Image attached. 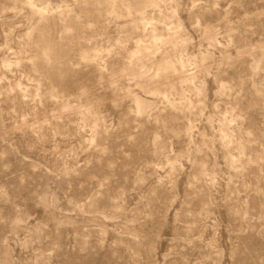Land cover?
Returning <instances> with one entry per match:
<instances>
[{"label":"clouds","instance_id":"clouds-1","mask_svg":"<svg viewBox=\"0 0 264 264\" xmlns=\"http://www.w3.org/2000/svg\"><path fill=\"white\" fill-rule=\"evenodd\" d=\"M8 3L0 264H264V0Z\"/></svg>","mask_w":264,"mask_h":264},{"label":"rangeland","instance_id":"rangeland-1","mask_svg":"<svg viewBox=\"0 0 264 264\" xmlns=\"http://www.w3.org/2000/svg\"><path fill=\"white\" fill-rule=\"evenodd\" d=\"M0 13H2V15H0V29L3 30L0 32V36L3 35V32H8L10 29H15L13 36L20 34L21 31H26V29H19L16 27L18 24L24 23V18L17 14V10L8 3V0H4V3L0 4ZM57 25H59V18L53 19L50 23L52 29H55ZM8 106L9 105H5V108L7 109ZM259 119L258 109H254L252 112L248 113L249 126L255 127ZM19 136L20 134H17V137ZM7 159L16 170H24L28 164V161L23 160L22 155L17 156L16 154H10ZM31 159H35V157H31Z\"/></svg>","mask_w":264,"mask_h":264}]
</instances>
